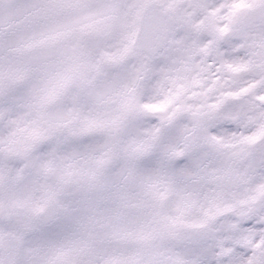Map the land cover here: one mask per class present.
Segmentation results:
<instances>
[{
	"label": "snow or ice",
	"instance_id": "obj_1",
	"mask_svg": "<svg viewBox=\"0 0 264 264\" xmlns=\"http://www.w3.org/2000/svg\"><path fill=\"white\" fill-rule=\"evenodd\" d=\"M0 264H264V0H0Z\"/></svg>",
	"mask_w": 264,
	"mask_h": 264
}]
</instances>
